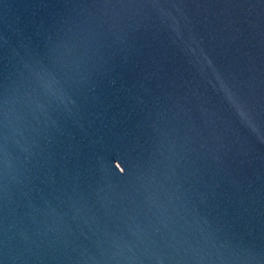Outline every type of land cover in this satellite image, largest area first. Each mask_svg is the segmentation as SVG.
<instances>
[{"label":"water","instance_id":"1","mask_svg":"<svg viewBox=\"0 0 264 264\" xmlns=\"http://www.w3.org/2000/svg\"><path fill=\"white\" fill-rule=\"evenodd\" d=\"M0 264H264V0H0Z\"/></svg>","mask_w":264,"mask_h":264}]
</instances>
